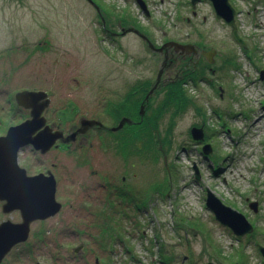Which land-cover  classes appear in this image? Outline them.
I'll return each mask as SVG.
<instances>
[{
    "label": "rangeland",
    "instance_id": "rangeland-1",
    "mask_svg": "<svg viewBox=\"0 0 264 264\" xmlns=\"http://www.w3.org/2000/svg\"><path fill=\"white\" fill-rule=\"evenodd\" d=\"M142 1L145 11L136 0H0V134L27 116L25 108L14 105V93L22 88L53 91L51 107L78 102L103 124H117L119 119L103 108L118 113L117 103L125 105L129 96L132 105L131 88L140 82L150 88L162 63V55L141 35L155 46L187 39L215 49L213 71L205 73L209 83L184 85L194 103L174 119L168 155L137 166L130 179V188L144 196L149 186L159 190L140 210L118 197L124 169L96 138L77 152L40 155L30 146L21 149L18 164L28 175L55 170V197L62 208L32 222L28 240L0 264H264L258 250L264 245V0H230L254 61L233 41L230 27L216 19L210 1L194 9L189 0ZM97 11L108 15L104 24L114 23L117 30L119 18H134L135 26L121 27L137 32L125 30L112 45ZM71 77L80 86L66 85ZM175 79L173 73L162 77L158 92L148 99L150 108L158 107L165 85ZM139 100L135 95L138 111ZM46 111L49 122L61 120ZM80 118L72 112L64 127ZM170 122L167 113L159 122L161 133ZM191 127L202 129L200 144L191 137ZM204 144L211 146L208 155L201 151ZM206 188L244 214L252 233L237 236L221 225L205 206ZM252 201L256 212L249 207ZM110 212V224H119L123 237L103 244L97 239ZM5 219L18 222L20 214L0 210V221ZM39 231L41 239L35 235Z\"/></svg>",
    "mask_w": 264,
    "mask_h": 264
},
{
    "label": "water",
    "instance_id": "water-1",
    "mask_svg": "<svg viewBox=\"0 0 264 264\" xmlns=\"http://www.w3.org/2000/svg\"><path fill=\"white\" fill-rule=\"evenodd\" d=\"M140 7L145 11L142 0H136ZM201 0H190L192 8ZM215 17L222 19L231 27V36L235 42L245 47L244 40L238 35L234 22L235 10L228 0H209ZM134 31L133 28L126 29ZM125 32V31H124ZM141 35V34H140ZM147 41L148 47L156 52H162L163 49L172 48L174 50L194 51L192 43L181 44L176 41H167L160 47H155L146 37L141 35ZM215 53L214 49L206 52V57L211 62V55ZM162 68L157 72L154 85L150 88L145 101L157 88ZM262 78V75H260ZM18 106L29 109V117L20 123L11 125L6 129L5 134L0 135V202L1 211L9 214L18 210L20 221L14 222L9 219L0 221V262L17 244L25 242L30 234V225L34 221H42L56 215L62 204L56 200V180L51 172L37 173L28 175L26 169L18 164V152L22 147L31 146L41 153L47 152L57 138L62 137L60 131L52 132L51 128L46 124L43 112L49 105V98L44 91L23 90L17 92L14 96ZM144 113V105H140L139 114L142 117ZM131 124L132 121L128 117H122L116 126L110 128L111 131H117L123 125ZM99 125L102 123L95 119H80V127L77 132H84L89 126ZM191 137L198 141L203 139V131L201 128L192 127L190 129ZM75 133L70 134L63 141L73 138ZM211 146L204 144L201 151L204 155L211 152ZM198 179L197 173L194 176ZM205 206L214 215V218L221 224L232 230L237 236H242L253 231V225L241 212L225 205L212 191L205 189ZM249 207L256 212L257 203L250 202ZM258 250L263 257L264 262V246L259 245ZM76 251V250H75ZM207 264H213L208 262Z\"/></svg>",
    "mask_w": 264,
    "mask_h": 264
},
{
    "label": "trees",
    "instance_id": "trees-1",
    "mask_svg": "<svg viewBox=\"0 0 264 264\" xmlns=\"http://www.w3.org/2000/svg\"><path fill=\"white\" fill-rule=\"evenodd\" d=\"M118 21L124 26H129L131 24L134 25V18L121 17L118 19ZM200 67L201 65L199 68ZM203 70L204 68H202V71ZM194 72L196 73L197 71ZM192 78L193 84L199 82L197 74L193 75ZM145 85L147 84L140 82L137 83L133 89L131 88L130 92L134 98L132 100L133 104L129 107L126 106V109H124L123 112H121L120 109L125 105H120L118 103V113L121 115H127V117H129L133 123L124 124L122 129L119 131L109 133L111 135V140L108 138L101 139L102 145L107 143L104 151H108L114 157H116L119 160V165L122 166V170L124 169L123 172L125 175L123 174L120 177L119 188L116 190L118 192L117 195H119L118 197L122 201L133 203L137 210H140L142 207H144L148 200H153L152 195L158 194L159 190L155 187L151 188L149 186L147 189L148 195L144 196L141 192H139L140 190L137 191L133 188H130V181L136 177V167L139 166L140 168L142 164L146 163L147 160L149 163L154 162L155 164L161 157L164 158L168 155L169 149L172 145V129L174 126V119L182 115L194 103L193 99L187 95L183 80L175 79L173 84L165 85L166 92L162 101L158 104V107L150 108L152 102L150 103L148 101L147 103L144 101V97L150 89L146 88ZM157 92L158 90L154 91V93ZM135 95H140V104H142L144 101L145 112L142 117H140L139 111L136 110V108H138V101H135ZM149 99H151V96ZM14 105L16 106L15 103ZM167 113H170L171 115V122L169 123L168 128L165 127L164 132L161 133L159 130V122ZM115 116L117 119L120 117H118L117 114ZM129 171H131V174L126 176L129 174ZM127 188L129 189L127 190ZM145 199L146 202H144ZM110 204L113 208L112 203ZM112 214L113 213L111 212L106 214L108 222L100 227L99 238L97 240L100 242L103 241V244L109 242L110 238H113L114 241L117 238L120 239L123 237L119 224H116L115 226L110 224V221L113 219ZM122 216L129 218V215L126 212H123ZM118 230L119 234H116L115 232ZM35 235L41 239L42 231L37 232Z\"/></svg>",
    "mask_w": 264,
    "mask_h": 264
},
{
    "label": "flooded vegetation",
    "instance_id": "flooded-vegetation-1",
    "mask_svg": "<svg viewBox=\"0 0 264 264\" xmlns=\"http://www.w3.org/2000/svg\"><path fill=\"white\" fill-rule=\"evenodd\" d=\"M89 1V0H87ZM194 9V8H193ZM237 11V10H236ZM97 16H99L101 22L103 23L102 25V29H103V33L106 34V37L109 39V41H111L112 45H117V41L116 39L119 37H122L126 32H124L126 29H124V26L122 24H119L118 26V30L117 28H114L113 25L114 23H109L108 26H106L104 23L107 22V20L109 19L108 15H101V14H97ZM221 20V19H218ZM223 21V20H222ZM119 22V21H118ZM120 23V22H119ZM119 27H121V29H119ZM128 27V26H126ZM238 32L240 35V25L238 24ZM242 35V34H241ZM245 38V37H244ZM179 42L181 43H192L194 44V51H182V50H174L172 48H166L163 49L162 52H157L159 54L162 55V63L159 69L162 68V73L160 76V81L159 84L161 82V79L163 76H168L171 73H173L174 77L180 80H183V83L187 84V83H193L192 80V76L197 74L198 76V81H203L205 83L208 82L209 77L206 76V72H211L213 71L212 68V62H213V58L212 55L210 57L211 62L208 61L207 57H206V52H209L210 49L212 47H205L204 45H198L195 42H191L188 41L187 39L183 40L180 39ZM164 42H162L161 44H163ZM160 46V45H159ZM158 47V46H157ZM249 45L246 43V47H240L241 51L243 53H245V55L249 58V60H253L252 58V54L254 53L252 50L249 49ZM248 51V52H247ZM120 54L122 55V57L124 58L125 56L128 58V55L126 52L124 51H120ZM250 54V55H249ZM131 60V55L129 57V61ZM201 60H204L201 64ZM254 61V60H253ZM261 62V60H260ZM201 65V67L199 68V66ZM202 68H204V70L202 71ZM264 70V69H263ZM173 71V72H172ZM194 71H197L196 73ZM262 78L264 77V72L262 71ZM187 80V81H186ZM69 81V83H68ZM186 81V82H185ZM80 80L77 79L76 77H71L69 78V80H67L66 85H72L75 87L80 86ZM83 83H85V81H83ZM209 83V82H208ZM101 84H99L98 86H100ZM22 90H37V89H25L22 88ZM41 90V89H38ZM47 93V97L50 99V105L48 107V109H50L51 114L55 117V118H60V121H50L48 120L47 116H45L46 118V124L51 128L52 132L54 131H60L62 133V137L61 138H57L55 140V142L53 143V145L50 147V149L45 152V153H41L39 150H35L33 149L31 146L29 147L32 152L34 153H38L40 155H44L52 150L55 151H68V152H77V150H81L83 148V142H89L88 139L91 138H96L97 140H99V146L101 149L104 150V148L106 147L107 143L102 145L101 144V139H110L111 140V135L109 133H111L110 128L114 125L108 126L106 124H103V126H99V125H92L89 126L84 132L80 133L76 131L78 130V128L80 127V119L84 116L85 118L88 117L89 119H95V117H93V114H87L85 112H90L92 113L93 111L91 109H88L87 106H85L84 104H80L78 102H71V103H65L62 106H52V101H53V96L55 95V93L53 91L50 90H44ZM15 96V93H14ZM125 105H127V107H129V102H130V96L129 97H125ZM117 103V102H116ZM117 105H119L117 103ZM67 106L69 108H67ZM264 106V105H263ZM114 108V107H113ZM112 111L108 110L106 108V110H104L103 108V112L108 115V116H115L116 114L118 115V113H116L115 108ZM24 109V108H23ZM26 110V114L27 116L24 117V119H26L27 117H29V110ZM46 111V110H45ZM47 112V111H46ZM74 113L75 115H79V117H81L78 121V124H71L67 129L64 127L65 126V118H68V116L71 113ZM120 117L122 116H126V115H119ZM119 121V120H118ZM118 123V122H117ZM116 125V124H115ZM75 133L74 137L68 141H63V139L67 138L70 134ZM196 143L198 144V141H196ZM111 144V143H110ZM28 147V146H25ZM22 147L21 149L25 148ZM71 147V149H70ZM20 149V150H21ZM73 149V150H72ZM19 150V151H20ZM70 150V151H69ZM56 164H52L51 167H55ZM50 171L49 169H45L44 173ZM55 170L51 169V172L54 174ZM104 178H101L100 180H102ZM116 190V189H115ZM114 190V191H115ZM111 191H109L110 193ZM2 202H0V206H1ZM258 205V204H257ZM1 210V208H0ZM15 212V211H13Z\"/></svg>",
    "mask_w": 264,
    "mask_h": 264
}]
</instances>
